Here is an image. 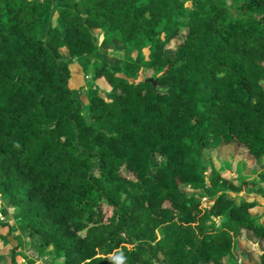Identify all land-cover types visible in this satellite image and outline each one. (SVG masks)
Segmentation results:
<instances>
[{
    "label": "trees",
    "instance_id": "16d2710c",
    "mask_svg": "<svg viewBox=\"0 0 264 264\" xmlns=\"http://www.w3.org/2000/svg\"><path fill=\"white\" fill-rule=\"evenodd\" d=\"M94 31L134 59L111 68ZM71 60L109 90L84 104ZM224 148L252 169L264 158V0H0V196L15 223L0 226L37 257L233 264L245 232L264 264L261 204L214 168Z\"/></svg>",
    "mask_w": 264,
    "mask_h": 264
},
{
    "label": "rangeland",
    "instance_id": "374dc122",
    "mask_svg": "<svg viewBox=\"0 0 264 264\" xmlns=\"http://www.w3.org/2000/svg\"><path fill=\"white\" fill-rule=\"evenodd\" d=\"M230 5L229 2H227ZM186 6L189 7V3H186ZM230 14L233 17H236L238 14L232 8L229 9ZM55 15L51 18L44 16L41 19V36H43L45 27L48 22L54 23ZM93 35L96 38V41L99 45L100 51L102 52V58L107 62V64L113 68H118V63L122 59H134V53L123 54L120 49L116 47L106 46L102 41L101 33L94 31ZM183 35L179 39L172 41L166 47V55H170L173 51V48L179 43ZM144 56L146 57L148 52L147 50L143 51ZM70 70V80L68 82L69 88L73 89L81 98L84 104L87 103V97L94 92V89L97 88L99 92L109 90V86L105 83L103 79L93 80L92 71L88 69L83 73L80 67L75 63L74 60H71L69 64ZM142 76H149L148 71H144ZM103 94V93H102ZM85 118L87 119L86 110H84ZM212 164L215 169H217L220 174L225 179L233 178H244L246 184L242 186V190L236 196V201L243 198L246 201H257L261 204V208H255L253 213L255 215H260L263 212L262 218L259 222L264 225V195H261L259 198L261 185L264 184V171L259 172V169L264 166V158L262 164L258 168L252 169V159L244 151L237 148H224L212 152ZM162 163V159L154 155L151 160V170L150 175H153V172L157 166ZM264 168V167H263ZM264 194V191H263ZM201 202L205 206H209L211 202L202 195ZM0 219L4 222H7L11 226L14 223L13 211L10 207H7L6 201L0 196ZM3 238H6L5 240ZM7 238L9 240H7ZM19 243V248L15 250L16 257L15 260L18 264H26V260H32L34 264H60V262L53 261L51 252L47 250L43 256L37 257L34 255L32 248L28 243V238L24 232L14 231L11 234L8 233L7 227L0 226V264H9L11 260V253L14 250L16 243ZM261 247L256 244L255 239L249 233L242 232L240 236L236 239V252L233 255V264H257Z\"/></svg>",
    "mask_w": 264,
    "mask_h": 264
},
{
    "label": "crops",
    "instance_id": "0c3cea01",
    "mask_svg": "<svg viewBox=\"0 0 264 264\" xmlns=\"http://www.w3.org/2000/svg\"><path fill=\"white\" fill-rule=\"evenodd\" d=\"M262 164V163H261ZM264 166H262V168H263ZM261 195H264L263 194V191H260V193H259V195H257V197L259 198ZM259 203V202H258ZM7 240H9L8 238H7Z\"/></svg>",
    "mask_w": 264,
    "mask_h": 264
}]
</instances>
